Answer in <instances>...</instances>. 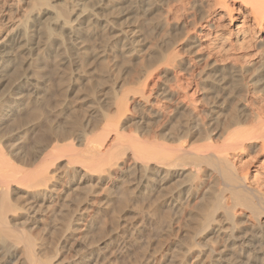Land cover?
Returning <instances> with one entry per match:
<instances>
[{"label": "bare ground", "instance_id": "obj_1", "mask_svg": "<svg viewBox=\"0 0 264 264\" xmlns=\"http://www.w3.org/2000/svg\"><path fill=\"white\" fill-rule=\"evenodd\" d=\"M0 264H264V0H0Z\"/></svg>", "mask_w": 264, "mask_h": 264}, {"label": "rangeland", "instance_id": "obj_2", "mask_svg": "<svg viewBox=\"0 0 264 264\" xmlns=\"http://www.w3.org/2000/svg\"><path fill=\"white\" fill-rule=\"evenodd\" d=\"M233 14L237 17L236 20L234 19L235 23H240L242 18H240V20L238 19L239 16H238L236 11H233ZM220 24L223 25V26H221L222 27L221 31L218 32V34H219V36H221L222 42L224 44H227L228 38L230 36H234V32L230 33L228 31V27H227L228 26V18L226 16L223 17V19H222ZM234 27L235 26L231 27V29L234 28ZM144 51H147V49L145 48ZM81 58H82V56L70 54V55L56 56L54 59L53 58L51 59L53 61L50 62V63L55 68V74L52 73V71H54L53 67L50 68V71H51L50 74L55 78V82H58V83H55V85L53 86L54 90L57 93H61L62 90H65V89L67 90V89H69V87H72V85H75V84L71 83L72 80L69 81V77H70V75L72 76V74H77L78 73L79 64L81 63V60H82ZM54 62H55V65L53 64ZM60 63H61V65L59 66L58 64H60ZM86 67H91V64L88 62ZM92 70L93 69H90V71H92ZM62 74L66 75V79L63 78L65 82L63 81L62 84H59L58 79H59V76H61ZM156 79H157V77H154V80H156ZM5 92H6V88H3L1 94L5 93ZM67 94L69 96L72 95L70 92H67ZM201 102L199 103V106H201L200 108L205 106L204 102H202V103ZM34 205H38L39 206L40 203H38V204L36 203ZM38 206H35V210L34 211H36V212L33 211L30 214H24L23 213V214H20L19 216H17L16 219L11 223L13 228H15L17 230L30 231L32 234H44V235H46L47 231L43 227V221H45V220L46 221H50L51 219H53V216L56 214V211L54 209H52V208H48V209H44V211L41 213L39 211ZM39 214H40V216H39ZM34 215L38 216L37 219L36 220H33V219L31 220V218H33Z\"/></svg>", "mask_w": 264, "mask_h": 264}]
</instances>
